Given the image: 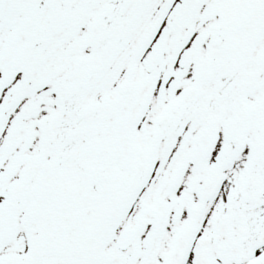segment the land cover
Masks as SVG:
<instances>
[{
  "label": "snow or ice",
  "instance_id": "1",
  "mask_svg": "<svg viewBox=\"0 0 264 264\" xmlns=\"http://www.w3.org/2000/svg\"><path fill=\"white\" fill-rule=\"evenodd\" d=\"M0 264H264V0H0Z\"/></svg>",
  "mask_w": 264,
  "mask_h": 264
}]
</instances>
